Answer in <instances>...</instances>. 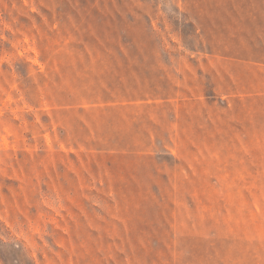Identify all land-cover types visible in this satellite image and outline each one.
I'll use <instances>...</instances> for the list:
<instances>
[{
  "label": "rangeland",
  "instance_id": "obj_1",
  "mask_svg": "<svg viewBox=\"0 0 264 264\" xmlns=\"http://www.w3.org/2000/svg\"><path fill=\"white\" fill-rule=\"evenodd\" d=\"M0 264H264V0H0Z\"/></svg>",
  "mask_w": 264,
  "mask_h": 264
}]
</instances>
